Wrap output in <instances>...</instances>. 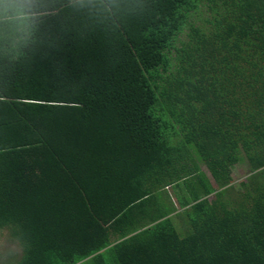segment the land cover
<instances>
[{
  "label": "trees",
  "instance_id": "trees-1",
  "mask_svg": "<svg viewBox=\"0 0 264 264\" xmlns=\"http://www.w3.org/2000/svg\"><path fill=\"white\" fill-rule=\"evenodd\" d=\"M4 231L9 264H264V0H0Z\"/></svg>",
  "mask_w": 264,
  "mask_h": 264
},
{
  "label": "rangeland",
  "instance_id": "rangeland-1",
  "mask_svg": "<svg viewBox=\"0 0 264 264\" xmlns=\"http://www.w3.org/2000/svg\"><path fill=\"white\" fill-rule=\"evenodd\" d=\"M189 151L194 152V148H192L191 145L187 146ZM201 170L205 173L206 177L208 180L211 182V184L215 187L216 184L214 183L208 169L205 167L204 164H200ZM249 171V165L247 164L246 161L240 162L236 164L233 167L232 173H231V181H232V187L235 189L240 188V183L242 181L247 180V177L250 175ZM169 192L170 199L175 203L176 207H179L177 203V200L174 197V193L171 191V187L167 188ZM211 202L215 201V196L211 194L208 198ZM179 228V227H178ZM180 231V229H177ZM20 255L19 248L17 246V242L11 238V236L8 234L7 231H4L0 235V264H9L10 261L14 258H18Z\"/></svg>",
  "mask_w": 264,
  "mask_h": 264
},
{
  "label": "crops",
  "instance_id": "crops-1",
  "mask_svg": "<svg viewBox=\"0 0 264 264\" xmlns=\"http://www.w3.org/2000/svg\"><path fill=\"white\" fill-rule=\"evenodd\" d=\"M169 187H171V186L166 187V191H168L167 188H169ZM171 191H172V189H171ZM173 203H174V202H173ZM176 204H177V203H176ZM174 206L176 207L175 203H174ZM180 210H182V208H180V207L177 206L176 211H179V212H180Z\"/></svg>",
  "mask_w": 264,
  "mask_h": 264
}]
</instances>
